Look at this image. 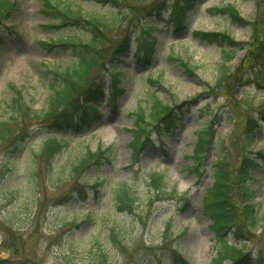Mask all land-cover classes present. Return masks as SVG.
I'll use <instances>...</instances> for the list:
<instances>
[{"label":"rangeland","instance_id":"obj_1","mask_svg":"<svg viewBox=\"0 0 264 264\" xmlns=\"http://www.w3.org/2000/svg\"><path fill=\"white\" fill-rule=\"evenodd\" d=\"M42 1L14 0L0 27V122L10 118L0 125V264H210L216 246H227L201 206L219 143L232 168L264 149L263 127L255 131L254 145H245L247 118L260 121L264 91L244 83L242 63L252 41L264 37V0H118L120 6L50 0L98 21L102 45L113 53L110 63L90 72L103 91L90 103L97 114L86 111L77 128L83 100L64 110L61 127L45 113L54 70L73 64L74 48L42 43L62 36L90 40L89 28L49 20ZM149 7L143 19L155 26L150 33L137 27ZM199 33L225 34L234 42V59H224L228 46ZM148 37L155 42L145 59L139 40ZM122 40L124 49L116 53ZM114 67L116 79L109 74ZM224 68L237 75L217 87ZM17 101L31 112L21 111ZM160 102L172 109V122L167 128L148 117L135 157L136 110L147 106L154 117ZM204 128L210 132L208 154L206 168L198 170L191 155ZM98 149L106 153L90 159ZM154 173L162 175L167 191L175 189V197L157 194L150 182ZM254 177L256 215L264 218V168ZM122 185L134 192L131 213L116 209L114 195ZM112 226L117 229L110 237ZM233 246L251 259L264 258V219ZM230 262L224 257L222 264Z\"/></svg>","mask_w":264,"mask_h":264},{"label":"trees","instance_id":"obj_2","mask_svg":"<svg viewBox=\"0 0 264 264\" xmlns=\"http://www.w3.org/2000/svg\"><path fill=\"white\" fill-rule=\"evenodd\" d=\"M95 1L101 3L110 2L113 5L118 4L120 6L118 0ZM186 1L193 0H179L177 2L184 4ZM42 3L43 11L48 19L59 23L62 27L67 25H83L84 27V24L86 23L89 28L90 40L84 41L75 36H62V38L56 41L42 43L43 45H46L48 49L56 46H71L74 48L73 64L65 68H56L54 70L53 77L49 83L50 95L47 100L45 113L52 116L51 121L57 123V125L61 127L66 123L64 110L66 108L76 106L83 100L86 106L83 108L84 110L78 112L79 117L76 118L78 119V124H75L74 126V128H77L79 123L84 124L88 118L86 111L90 110L94 115L97 114L96 107L90 103L95 102L103 91L97 86V79L90 77V72L94 69H100V67L102 65L104 66L106 62L110 63L113 59V53L106 50L102 45V34L104 30H100L98 21L85 18L79 8L75 9L69 5H62L59 3L52 4L50 0H43ZM13 5L14 0H0V27L3 22L8 19L7 17L10 13H12ZM149 12L150 7L144 10L141 14L142 20L138 19L137 21V27H142L143 30L148 33H150V31L155 27L153 24H147V22L143 19L145 14H148ZM178 12L180 11L177 10L174 14ZM229 12L234 14V17H238L233 9ZM130 25H133L132 22ZM100 26L104 29L103 25ZM199 34L202 35L203 39L209 40L221 48L228 46V49H224V59L227 61L234 59V42L225 34ZM139 41L142 43L139 52H143V57L145 59L149 57L151 58L153 55L155 38H141ZM116 44L117 45H115L114 51L116 53H122L125 40L117 41ZM247 50L248 53H246V56L242 59V63L247 69L246 75L248 76L244 83L247 86H253L264 91V37L260 40L254 39L251 47ZM187 70L190 72L189 68H187ZM109 74L113 77V79H116L118 75L116 67L111 68ZM230 75L231 76H229V70L224 68L220 77L216 81V85L221 84L228 78H230V80H234L235 75L237 74ZM111 83V88L116 89L117 84L114 82ZM218 86L219 85H217V87ZM16 93V97H18L20 92L18 91ZM16 103H19L21 111L24 112L26 110L28 114L31 112V110L27 108L26 104H23V101H17ZM164 104L165 103L160 102L154 106L156 112L154 117L151 116V113L145 111L147 106L139 107L136 110L135 116L137 121L134 124L135 135L131 145V150L135 157H137L140 148L142 147L141 138L146 136V128L143 125H146V119L148 117H150V123L161 122L167 128L168 125L171 124L172 118L170 116L172 109L169 108L167 104ZM14 106L16 107V104H13L10 107L12 109V114L10 116L12 117L16 116H13V113H15ZM150 110L152 111L153 109ZM259 113L261 114L260 121L254 116H249L247 118L244 129L245 145L247 147L254 145L255 131L258 128L261 129L262 127L264 129V109ZM9 120L10 118L6 119L4 122H0V125L5 126ZM75 122H77V120H75ZM209 138L210 132L205 128L202 132H200V135L196 136V143L191 156L192 165L198 170H204L206 168ZM51 143L54 144L53 148L59 147L57 145L58 142L57 144L54 142ZM219 145L220 153L214 161V164L211 166L213 181L211 186L205 191L201 205L204 216L208 217L212 222L211 229L213 230L215 236L219 237V239L227 246H224V249H220L216 246L215 256L212 258L210 264H222L224 257L230 259V264H249L251 261L255 264H264V258L257 256L256 258L251 259L250 253L244 254L238 252L233 246L235 242L242 240L246 233L254 231L262 219H264L262 218V215H256V191L253 187L255 180L253 175L254 171L264 168V149L254 153L257 158L244 156L238 166L232 168L229 166V156L226 154L222 142H220ZM105 151L106 150L98 149L93 154H90V159L96 158L99 155H104L106 153ZM73 169L76 170L77 167H74ZM150 182L153 184V188L160 196L172 198L176 196L174 188L169 191L165 189L162 175L157 173L151 174ZM114 202L118 211L131 213L132 206L135 202V196L132 188H130L129 185L120 186L115 192ZM115 229L117 228L112 226L109 230L110 237H113V235L115 236ZM226 237H230L231 241H228ZM232 247L234 250L228 254L230 250H232L229 248Z\"/></svg>","mask_w":264,"mask_h":264},{"label":"bare ground","instance_id":"obj_3","mask_svg":"<svg viewBox=\"0 0 264 264\" xmlns=\"http://www.w3.org/2000/svg\"><path fill=\"white\" fill-rule=\"evenodd\" d=\"M141 29H143V28L141 27ZM151 153H152V152L149 151V154H151ZM217 238H219V237H217Z\"/></svg>","mask_w":264,"mask_h":264}]
</instances>
